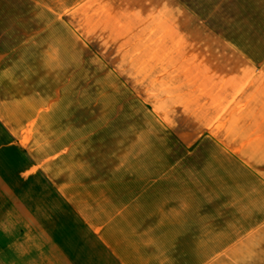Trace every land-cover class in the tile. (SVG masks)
Wrapping results in <instances>:
<instances>
[{
    "label": "crops",
    "instance_id": "crops-1",
    "mask_svg": "<svg viewBox=\"0 0 264 264\" xmlns=\"http://www.w3.org/2000/svg\"><path fill=\"white\" fill-rule=\"evenodd\" d=\"M0 264H264V0H0Z\"/></svg>",
    "mask_w": 264,
    "mask_h": 264
},
{
    "label": "clouds",
    "instance_id": "clouds-1",
    "mask_svg": "<svg viewBox=\"0 0 264 264\" xmlns=\"http://www.w3.org/2000/svg\"><path fill=\"white\" fill-rule=\"evenodd\" d=\"M184 207L186 208V207H187V205H184Z\"/></svg>",
    "mask_w": 264,
    "mask_h": 264
}]
</instances>
